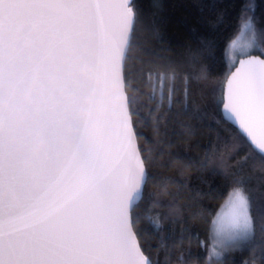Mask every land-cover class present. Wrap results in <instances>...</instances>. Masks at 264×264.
<instances>
[{
	"label": "snow or ice",
	"instance_id": "snow-or-ice-1",
	"mask_svg": "<svg viewBox=\"0 0 264 264\" xmlns=\"http://www.w3.org/2000/svg\"><path fill=\"white\" fill-rule=\"evenodd\" d=\"M146 4L159 0H0V264H160L140 233L164 229L167 183L153 190L138 129L153 109L140 111L133 76L158 78L161 102L167 79L171 111L180 72H145L133 55L137 27H155ZM254 11L242 0L226 42L228 13L218 12L180 54L182 111L203 120L219 110L233 131H218L213 148L244 152L215 189L207 264L243 241L264 264V17ZM156 95L154 84L149 101ZM249 161L259 167L245 173Z\"/></svg>",
	"mask_w": 264,
	"mask_h": 264
},
{
	"label": "trees",
	"instance_id": "trees-1",
	"mask_svg": "<svg viewBox=\"0 0 264 264\" xmlns=\"http://www.w3.org/2000/svg\"><path fill=\"white\" fill-rule=\"evenodd\" d=\"M241 2L159 0L158 8L145 6L149 13H154L155 27L150 22L137 27L133 55L145 62V72L149 67L166 71L169 66L177 67L180 72V77L175 81L176 92L171 111L167 104L170 83L167 79L164 82L165 98L161 102L158 78L155 82L148 80L146 74L142 78L139 70L133 76L135 88L139 90L137 98L141 101L140 111L147 113L149 108L153 109L146 124L138 122L139 144L145 149H152V167L158 175L153 190L159 191L161 181L167 183L168 194L161 197L164 206L158 209L166 216L164 229L156 233L145 223L140 233L145 253L160 264H207L208 248L211 246V216L208 213L214 215L222 202V197L215 194V189L223 183L224 170H231L230 166L244 155V152L232 155L230 146L213 148L218 131H233L231 125L223 121L219 110L209 109L207 118L203 120L194 115V109L186 113L182 111L183 69L179 67L184 47L195 46L199 39L198 36L194 39L193 34L202 31V25L220 11L228 13L218 33L220 40L226 42L232 33ZM250 2L255 6L254 14L258 20L264 17V0ZM214 3L215 9L211 7ZM136 67L139 69L140 64L137 63ZM227 74L226 63L214 73L222 79ZM154 84L157 95L155 101H149ZM157 103H160L158 111ZM195 103L203 105L205 102L197 95ZM157 116L158 119H154ZM253 167L258 168L259 161H249L244 172H250ZM181 254L184 256L183 261L179 260ZM245 261L248 264H261L259 246L253 251L248 242L243 241L240 248L225 250L223 258L215 259L211 264H244Z\"/></svg>",
	"mask_w": 264,
	"mask_h": 264
},
{
	"label": "water",
	"instance_id": "water-1",
	"mask_svg": "<svg viewBox=\"0 0 264 264\" xmlns=\"http://www.w3.org/2000/svg\"><path fill=\"white\" fill-rule=\"evenodd\" d=\"M253 55H259V54H255V53H253ZM236 66H237V67L239 66L238 62H237V65H236ZM232 71H235V68H233ZM224 87L226 88V84L224 85Z\"/></svg>",
	"mask_w": 264,
	"mask_h": 264
},
{
	"label": "rangeland",
	"instance_id": "rangeland-1",
	"mask_svg": "<svg viewBox=\"0 0 264 264\" xmlns=\"http://www.w3.org/2000/svg\"><path fill=\"white\" fill-rule=\"evenodd\" d=\"M254 53H256V52H254ZM224 252H225V251H224ZM215 259H218V258H216V257H213L211 261H213V260H215Z\"/></svg>",
	"mask_w": 264,
	"mask_h": 264
}]
</instances>
